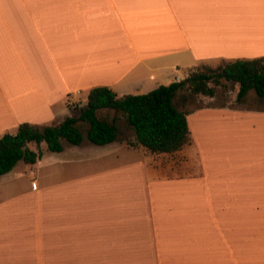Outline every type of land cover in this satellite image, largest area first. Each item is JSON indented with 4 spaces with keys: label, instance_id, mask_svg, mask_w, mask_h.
Segmentation results:
<instances>
[{
    "label": "crops",
    "instance_id": "obj_1",
    "mask_svg": "<svg viewBox=\"0 0 264 264\" xmlns=\"http://www.w3.org/2000/svg\"><path fill=\"white\" fill-rule=\"evenodd\" d=\"M260 57L264 0H0V137L59 124L95 86ZM185 110L173 152L119 124L104 145L29 143L37 162L0 176V264H264V107Z\"/></svg>",
    "mask_w": 264,
    "mask_h": 264
},
{
    "label": "trees",
    "instance_id": "obj_2",
    "mask_svg": "<svg viewBox=\"0 0 264 264\" xmlns=\"http://www.w3.org/2000/svg\"><path fill=\"white\" fill-rule=\"evenodd\" d=\"M235 82L239 86L237 100L242 101L250 90L264 97V57L235 59L214 70L193 72L170 84H161L142 94L118 97L107 85L93 87L85 106L78 113L67 116L57 125L38 126L23 122L15 133L0 137V176L11 171L23 160L33 164L42 156L29 143L46 142L51 151H62L65 142L81 144L85 139L104 145L118 138V114L133 129L136 143L154 152H173L189 141L187 111L176 104L180 91L189 88L194 93L214 96L216 86L222 81ZM115 112L110 119L100 111ZM82 126H86L83 130Z\"/></svg>",
    "mask_w": 264,
    "mask_h": 264
},
{
    "label": "rangeland",
    "instance_id": "obj_3",
    "mask_svg": "<svg viewBox=\"0 0 264 264\" xmlns=\"http://www.w3.org/2000/svg\"><path fill=\"white\" fill-rule=\"evenodd\" d=\"M223 63L219 64H212V65H204L201 64L197 66L193 71L189 73V75L193 72H200V71H206L214 70L219 68ZM187 77V76H186ZM239 90V86L235 82H227L225 80L222 81V83L215 88V95L210 96L203 93H194L189 88H185L182 91H180L176 97V104L184 110L190 109L194 107H201L204 105H225V106H231L236 107L239 104H245L249 107H264V98L259 97L254 90H250L248 94L244 97L242 101L240 102L237 100V93ZM83 98H87V94L84 93L82 95ZM83 107V104L72 106V109L74 113H78L80 111V108ZM115 112L109 109H103L100 111V115L107 117L111 120V118L114 116ZM118 124L120 125V128L122 129L123 133L128 137L129 134H133L132 129L127 124L125 118L118 114ZM83 130H86V126H82ZM42 146H46V142H41Z\"/></svg>",
    "mask_w": 264,
    "mask_h": 264
},
{
    "label": "built area",
    "instance_id": "obj_4",
    "mask_svg": "<svg viewBox=\"0 0 264 264\" xmlns=\"http://www.w3.org/2000/svg\"><path fill=\"white\" fill-rule=\"evenodd\" d=\"M70 104L73 105V106H77V105L79 106V105L82 104V101H80V100H72V99H71V100H70ZM32 185H33V186H36L35 183H33Z\"/></svg>",
    "mask_w": 264,
    "mask_h": 264
}]
</instances>
